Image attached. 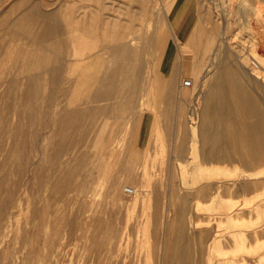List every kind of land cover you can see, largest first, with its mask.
Listing matches in <instances>:
<instances>
[{
	"label": "rangeland",
	"instance_id": "1",
	"mask_svg": "<svg viewBox=\"0 0 264 264\" xmlns=\"http://www.w3.org/2000/svg\"><path fill=\"white\" fill-rule=\"evenodd\" d=\"M45 1L0 0V264H264V156L252 157L247 146L252 137L248 125L264 120V72L248 57L258 49L257 54L264 56V10L260 22L255 18L256 7H263L264 0H248L252 6L243 0H190L196 21L205 12L210 19L200 38L207 27L218 24L221 10L225 12L216 45L226 17H233L231 30L226 28L227 43L246 61L240 65L230 60L237 70L231 78L243 89L222 90L218 97L226 102L228 113L221 119L211 116L220 124L214 132L221 127L218 165L225 168L218 169L201 165L198 133L196 151L188 145L189 120L197 111L193 103L200 107L204 94L198 96V90L207 87L208 66L202 74L184 72L178 81V71L171 72L174 59L168 57L160 65L152 57L157 43L170 42L172 56L179 52L171 43L170 19L180 2L187 1ZM34 9L43 13L39 18L43 25L36 22L40 20ZM244 19L251 26H244ZM25 22L30 26L23 24L28 26L21 29ZM27 27L32 35L38 34L31 35L32 42ZM20 29L28 33L24 36L28 41L20 37L24 35ZM48 30V37H42ZM122 47L139 50L126 75L137 76L131 75L128 84L123 82ZM116 48L119 51L113 53ZM188 48L183 49L193 51ZM46 66L56 74H43L41 68ZM115 67L120 68L116 74ZM183 80L194 81L196 88L182 95L188 101L182 100L179 108L177 93ZM107 84L111 95L104 91ZM173 85L170 93L153 90ZM126 89L140 94L126 95ZM134 98L131 112L130 104L122 102ZM157 98L169 100L170 111ZM237 99L251 103L252 112L239 106ZM149 114L148 131L143 133ZM253 138L264 140L262 126ZM126 187L135 195H125ZM238 236H244V251ZM215 239L220 245L214 252Z\"/></svg>",
	"mask_w": 264,
	"mask_h": 264
},
{
	"label": "bare ground",
	"instance_id": "2",
	"mask_svg": "<svg viewBox=\"0 0 264 264\" xmlns=\"http://www.w3.org/2000/svg\"><path fill=\"white\" fill-rule=\"evenodd\" d=\"M45 1V0H44ZM247 1L248 0H243V3L245 2V3H247ZM255 1V0H254ZM258 1V0H257ZM46 2V1H45ZM61 2V1H60ZM151 2H155V0H153V1H151ZM212 2V1H211ZM256 2V1H255ZM259 2V1H258ZM257 2V3H258ZM52 4L54 3V2H51ZM68 3V2H67ZM73 3V2H72ZM243 3H241V4H243ZM262 3V2H261ZM261 3H259V4H261ZM170 4H172V3H168L167 4V6H171ZM200 4V3H199ZM247 4H249L250 6H252L250 3H247ZM255 4V3H254ZM259 4H257V5H259ZM60 5V4H59ZM219 5V4H218ZM263 5V4H262ZM49 6H51V5H49ZM48 6V7H49ZM203 6V5H202ZM209 6V5H208ZM263 7H264V5H263ZM263 7L262 6H257L256 8H257V14H256V21L257 22H260L262 19V17L260 16L261 14H262V11L264 10L263 9ZM29 8V7H28ZM64 8V7H63ZM85 8V7H84ZM71 9V8H70ZM33 10V9H32ZM31 10V11H32ZM35 10V15L37 14L38 16H37V19H39V18H41L42 19V15L41 14H43L41 11H39L40 13H37L36 12V9H34ZM208 10V9H207ZM28 11H30V10H28ZM214 11V10H213ZM33 12V11H32ZM76 12V11H75ZM167 13L166 14H169L170 13V11H166ZM203 12V11H202ZM22 13H25V12H22ZM21 13V14H22ZM239 13V12H238ZM20 14V16H22ZM29 14V13H28ZM49 13H46V15H48ZM51 14V13H50ZM55 14H57V13H55ZM58 14H59V12H58ZM67 14V13H66ZM199 14V13H198ZM203 14V16L201 15V17H200V21H196L197 23H196V25H195V27H194V30H193V32H191L192 33V35H191V37H190V39L188 40V43H183L182 45L183 46H189V48H192L193 49V51H191V52H189L187 49H183L182 47V45L179 43L178 44V46H179V52L175 55L176 57L174 58V61H173V68H172V70H171V72H172V74L174 73L175 74V72H176V74H178L179 73V75L178 76H175V77H178V80L180 81L181 79H182V68L184 67V69H185V67L187 66V63H188V61H192V70H193V72H200L201 73V71L202 70H204V67L207 65L208 66V70H205V71H207V73H205V76H204V79L205 80H207V81H205V83L207 82V87H205V83H203L202 85H204V87L205 88H202V89H199L198 90V96L202 93V94H204V95H202V98L203 99H207V94L211 91V90H216L218 93H220L221 94V92H222V90H224V89H228V90H234V91H238V89L239 90H242L243 89V86H240L238 83H236L235 81H233L232 80V78H231V76H232V73H234V72H236L237 70H236V67L232 64V63H230V60L233 58L238 64H240V65H246L245 63H246V61L245 60H242V58H241V56L240 55H237V54H235L234 52H232V48H231V46H230V44L229 43H227V33H228V31H227V29L226 28H228L229 29V31L231 30L230 28H231V19L233 18L232 16L230 17V16H228V17H226L227 18V21H225V23H224V26H225V29L222 31V33L223 34H221V36H219V38H220V41H219V43H217V45L214 43L215 42V38L218 36L217 35V32H218V27H219V25H222V23H220L219 21H220V17H224L226 14H225V12H223L222 10H221V12H220V15H219V18L216 20L217 21V23L218 24H215V26H213V28H206L205 30H206V33L205 34H201V38L199 37V35H200V33L201 32H203L202 31V26L204 25V24H206V23H209V21H210V19L207 17V18H205L206 17V12H205V14L204 13H202ZM25 15V14H24ZM27 15V14H26ZM25 15V16H26ZM30 15V14H29ZM29 15H28V18H31V19H33L32 21H34L35 19H36V17L34 18L32 15H31V17H29ZM240 15H241V13H240ZM239 15V16H240ZM25 16H23V17H25ZM52 16V15H51ZM58 16V15H57ZM242 16H243V14H242ZM241 16V17H242ZM263 16H264V14H263ZM49 17V16H48ZM56 17V16H55ZM59 17V16H58ZM217 17V16H216ZM261 17V18H260ZM22 18V17H21ZM20 18V19H21ZM45 18V17H44ZM51 18H53V17H51ZM245 18V17H244ZM27 18L25 17L23 20H26ZM30 19V20H31ZM246 19V18H245ZM244 19V23H242V24H244V26L246 25L245 23H247V25H250L251 26V23H249V21H248V19L247 20H245ZM261 19V20H260ZM40 20V19H39ZM55 20V19H54ZM59 19H57V24H58V22L60 21H58ZM82 20V19H81ZM196 20V19H195ZM241 20H242V22H243V19L241 18ZM48 21V20H47ZM46 21V22H47ZM52 20H50V22H51ZM56 21V20H55ZM214 21V20H213ZM229 21V22H228ZM17 22V21H16ZM20 22V21H19ZM27 22H28V19H27ZM27 22H25V23H22L21 25H22V27L23 28H21V29H24L26 26H28L29 24L27 23ZM37 23H39V22H41L42 23V25H43V22H42V20H40V21H36ZM36 22H34V23H36ZM45 22V23H46ZM49 22V21H48ZM263 22H264V20H263ZM33 23V24H34ZM74 23H76V22H74ZM211 23V22H210ZM19 24V23H18ZM18 24L17 25H15L16 27L15 28H17V26H18ZM23 24H28V25H26L25 27L23 26ZM33 24L31 23V25L33 26ZM47 24V23H46ZM56 24V23H55ZM56 24V25H57ZM60 24V23H59ZM58 24V25H59ZM213 24V23H212ZM39 25V24H38ZM50 25V24H49ZM61 25V24H60ZM78 25V24H77ZM30 26V25H29ZM201 26V27H200ZM19 27L20 26H18V29H19ZM42 27V26H41ZM58 27V26H57ZM56 27V28H57ZM30 28V27H29ZM28 27L25 29L26 30V32H27V30H29L28 32H30V37H28V39L30 38V42H32L33 41V38H32V40H31V35H32V31H30V29H29ZM244 28V27H243ZM20 29V30H21ZM36 30H37V28H35ZM53 29H54V27H53ZM75 29H76V27H75ZM246 29V28H245ZM244 29V30H245ZM58 31H61L62 32V30L60 29H57ZM22 31V30H21ZM39 31V30H38ZM49 31L50 30H48V31H46L45 33H43V34H41L42 35V37H48V33H49ZM52 31H54V30H52ZM78 31V30H77ZM19 32L20 31H18V34H19ZM22 32H24V30L22 31ZM21 32V33H22ZM40 32V31H39ZM71 32H74V30L72 29V31ZM15 33H17V31H15ZM20 33V34H21ZM57 33V32H56ZM55 33V34H56ZM60 33V32H59ZM64 33V32H63ZM77 33V32H76ZM19 34V35H20ZM22 34H24L23 36H20L21 38L23 37L24 38V36H25V34H28V33H22ZM37 34V33H36ZM36 34H33L34 36H36ZM82 34V33H81ZM33 35H32V37H33ZM38 35V34H37ZM15 36V35H14ZM17 36V35H16ZM188 36V35H187ZM19 37V36H18ZM51 37V36H50ZM55 36H52V38L51 39H56V38H54ZM20 38V39H21ZM22 38V39H23ZM25 40L24 41H28V39L27 38H24ZM63 39V38H62ZM36 40V39H35ZM42 40V39H41ZM57 41V40H56ZM59 41H60V38H59ZM58 41V42H59ZM62 41V40H61ZM60 41V42H61ZM168 41V40H167ZM29 42V43H30ZM35 42V41H34ZM38 42V41H37ZM50 42V41H49ZM59 42V43H60ZM72 42H73V40H72ZM28 43V42H27ZM61 43H63V41L61 42ZM168 43H170V42H168ZM168 43H157V46H156V51H155V54L152 56L154 59V61H155V63H159L160 65L161 64H163V62H164V59H167L168 57H173L172 55H171V51H170V48H171V46H170V44L168 45ZM118 44V43H117ZM122 44V43H121ZM36 46H37V44H35ZM68 45V44H67ZM129 45H132V43H129ZM216 45V46H215ZM42 46V45H41ZM43 46H44V44H43ZM119 46V45H118ZM169 46H170V48H169ZM51 47V46H50ZM108 47V46H107ZM112 47V46H111ZM54 48V47H53ZM65 48V47H64ZM68 48V47H67ZM109 48V47H108ZM118 48V47H117ZM117 48L116 49H113V53H116V51H119V50H117ZM126 48V47H125ZM124 47H122L121 48V52H122V54H123V57H125V65H123L124 67H123V75H124V78H126V79H124L125 81H123L124 83H127L128 84V81H130V80H127V79H130V78H134L133 76H137V74H135V72L133 73V74H129L128 76H126L127 75V73L130 71V66H131V64L136 60L135 59V57H136V54H137V57H138V54L139 53H136L135 51H137V52H139V50H137V49H135V51H134V49L133 48H130V49H125ZM135 48V47H134ZM186 48H188V47H186ZM188 48V49H189ZM55 51V50H54ZM158 51H159V53H158ZM256 52V51H255ZM254 52V50H253V52L252 53H250L249 55H248V57H249V59L253 62V64L254 65H256V67H258V69H260L261 71H263L264 72V56L263 57H261V56H259V54H257V52H258V50H257V52L255 53ZM75 53H76V51H75ZM51 54H52V52H51ZM12 55H14V54H12ZM53 55V54H52ZM54 55H56V53L54 54ZM41 56V55H40ZM19 57V56H18ZM35 57V56H34ZM50 57V59H51V55L49 56ZM56 57V56H55ZM20 58V57H19ZM48 58V57H47ZM57 58V57H56ZM56 58H55V60H56ZM17 59V58H16ZM40 59V58H39ZM50 59L49 60H47L48 62H50ZM44 60V59H43ZM45 60V61H46ZM58 60V59H57ZM56 60V61H57ZM67 60V59H66ZM123 60V59H122ZM25 61V60H24ZM39 61H41L42 62V58H41V60H39ZM39 61H38V63H39ZM44 61V62H45ZM55 61V64H58L57 62ZM83 61V60H82ZM123 61V62H124ZM140 61H141V59L139 60V58H137V61H136V63L138 62V64H140ZM23 62V61H22ZM26 62V61H25ZM27 63V62H26ZM119 62H117V64H118ZM135 63V62H134ZM23 64V63H22ZM137 64V65H138ZM54 65V64H53ZM119 65V64H118ZM118 65H117V67H118ZM152 65V64H151ZM213 65L215 66V68L213 67ZM239 65V66H240ZM23 66V65H22ZM38 66V65H37ZM57 66V65H56ZM74 66V65H73ZM155 66V65H154ZM159 66V65H158ZM189 66V65H188ZM237 67H238V65H236ZM66 67H67V65H66ZM117 67H115V69H114V71L112 72V73H114L115 72V74L118 72V70H120V68H117ZM134 67H136L135 66V64H134ZM157 67V66H156ZM163 67V66H162ZM249 67V66H248ZM22 68V67H21ZM51 68L52 67H49V66H46L45 68H41V71H43V74L44 73H48L49 75H55L56 74V72H54V70L52 69V71H51ZM26 69V68H25ZM29 69H31V68H29ZM56 69H58V68H56ZM71 69V68H70ZM75 69V68H74ZM122 69V68H121ZM156 69H158V68H156ZM27 70V69H26ZM59 70V69H58ZM132 70V69H131ZM160 70V69H159ZM170 70V67H168L167 68V72ZM255 70V69H254ZM134 71H138L136 68L134 69ZM155 71V70H154ZM177 71H178V73H177ZM204 71V72H205ZM242 71V70H241ZM62 72V71H61ZM203 71H202V73H204ZM30 73V72H29ZM106 73V72H105ZM137 73V72H136ZM141 73V71H139L138 72V74H140ZM157 73V72H156ZM201 73V74H202ZM245 73H247V72H245ZM244 73V74H245ZM122 74V73H121ZM135 74V75H134ZM200 74V75H201ZM251 73H249V75H250ZM46 75V74H45ZM58 75H61L59 72H58ZM112 75V74H111ZM110 75V76H111ZM131 75H133V76H131ZM204 75V74H203ZM248 75V74H247ZM252 75V74H251ZM110 76H108V77H110ZM115 76V75H114ZM135 76V77H136ZM244 76V75H243ZM104 77V76H103ZM107 77V78H108ZM113 77V76H112ZM111 77V78H112ZM160 77H161V75H160ZM202 77V76H201ZM254 77V76H253ZM260 77V76H259ZM259 77H257V79H260ZM52 78V77H51ZM162 78H164V76L162 77ZM162 78H161V80H162ZM251 78V77H250ZM21 79V78H20ZM34 79H37V77L35 78L34 77ZM109 80H110V78H108ZM107 79V80H108ZM121 79H123V77L121 78ZM203 79V78H202ZM203 79V80H204ZM42 80V79H41ZM101 80H103V78L101 79ZM106 80V81H107ZM114 80V79H113ZM135 80V79H134ZM134 80H132V81H134ZM175 80V79H174ZM248 80H249V78H248ZM36 81V80H35ZM52 81V80H51ZM80 81V80H79ZM78 81V82H79ZM105 81V83H107ZM111 81V80H110ZM109 81V84L111 83V86L113 85L112 84V82H110ZM119 81V80H118ZM121 81V80H120ZM121 81V83H123ZM166 81H167V78H166ZM177 81V80H176ZM188 80H183L182 81V87H184V88H187V89H189V90H187V91H190L191 89L193 90V89H195L196 88V86L194 85V81H192V86L191 87H186L184 84L187 82ZM190 81V80H189ZM254 81V80H253ZM38 82V81H37ZM81 82V81H80ZM131 82V81H130ZM129 82V83H130ZM162 82V81H161ZM199 82V81H198ZM203 82V81H202ZM120 83V84H121ZM123 83V84H124ZM168 83V82H167ZM176 83V82H175ZM35 84V83H34ZM50 84V83H49ZM82 84V83H81ZM80 84V85H81ZM97 84V83H96ZM102 84L104 85V81L102 82ZM109 84H107V86L106 87H108L109 86ZM123 84H122V86H123ZM78 85V84H77ZM106 85V84H105ZM162 85V84H161ZM165 85V84H164ZM8 86V85H7ZM73 86V85H72ZM122 86H119V89H120V87H122ZM171 86V85H170ZM170 86H163V88H166V89H173V87H174V85L172 86V87H170ZM180 86V85H179ZM105 87V90H104V87H103V90L104 91H106L107 89H109V87L108 88H106ZM161 87V86H160ZM198 87V86H197ZM201 87H203V86H201ZM84 88V87H83ZM124 88V87H123ZM155 88H158V87H155ZM178 88V87H177ZM102 89V88H101ZM112 89V87L109 89V90H111ZM114 89V88H113ZM122 89V88H121ZM120 89V90H121ZM130 89V88H129ZM128 89V90H129ZM182 89V88H181ZM181 89L179 90V92L178 93H180L181 92ZM109 90H107V92H109L108 94H112V93H110V91ZM127 90V89H126ZM127 90V92H129ZM161 90V89H160ZM178 90V89H177ZM112 92H113V90H111ZM117 91H118V89H117ZM116 91V92H117ZM163 91V90H162ZM171 91V90H170ZM106 92V93H107ZM134 92V91H133ZM164 92V91H163ZM239 92V91H238ZM130 93V92H129ZM241 93V92H240ZM130 95V94H129ZM217 95V94H216ZM216 95H215V97H216ZM224 95V94H223ZM34 96V95H33ZM248 96V95H247ZM32 97V96H31ZM102 97V96H101ZM119 97V96H118ZM33 98V97H32ZM116 98V97H115ZM114 98V99H115ZM202 98H201V101H202ZM192 99V98H191ZM209 99V98H208ZM221 99H223L222 97H218V98H216V101L214 102V106L213 107H211L210 105H208L207 103H206V101L204 100V102L202 101L201 102V104H200V107L199 108H197V106L195 105L196 104V102H192L193 103V109L195 110H197V111H193V113H191V114H193V115H195V118L193 117V118H191V120H189V122H190V129H191V131H190V140H189V145H190V151H193V150H195V148H194V146H195V144H197L196 143V140L194 139L195 137V135H196V133H198V135H199V147H200V145H201V132H202V130H203V126H204V120H208V119H210L211 118V116H215L216 117V119H221L222 117H223V113L225 114L226 112L228 113V107H227V104H225V103H223V100H221ZM183 100V99H182ZM195 100L197 101V99L195 98ZM224 100H225V98H224ZM184 101V100H183ZM237 101L239 102V106H242V107H244L245 108V110L248 108V110L247 111H250V112H252V109H253V107H252V105H251V103H249V102H244V103H242L239 99H237ZM120 105V104H119ZM237 105V104H236ZM181 107V106H180ZM214 108V109H213ZM264 108V107H263ZM191 110V109H190ZM226 111V112H225ZM115 113V112H114ZM71 116V115H70ZM77 116V115H76ZM103 116V115H102ZM192 117V116H191ZM190 118V117H189ZM216 119H214V120H216ZM192 120H195V122L193 123L192 122ZM259 124V125H258ZM253 123V124H249L248 125V130H249V135H251L252 137L250 138V140H248L247 142V146H248V150H249V152H250V154H251V156L252 157H254V156H257V157H261V156H264V140L262 139V140H257V139H254L253 138V136L254 135H256V128L257 127H261L262 126V129L264 130V120L261 122V123ZM216 125V124H215ZM70 126V125H69ZM69 126H68V128H69ZM219 126H220V124H219ZM215 128H217L216 126H215ZM111 129V128H110ZM219 129H221V127L220 128H218V130ZM223 129V128H222ZM217 130V131H218ZM214 131V130H213ZM217 131H216V135L215 136H217L218 135V133H217ZM91 132V131H90ZM107 132H108V130H107ZM110 132V131H109ZM219 132V131H218ZM212 133V132H211ZM209 134V133H208ZM221 135H223V133L222 134H220V136ZM213 136H214V134H213ZM219 136V135H218ZM225 136V135H224ZM222 137V136H221ZM225 138V137H224ZM223 139V138H222ZM220 140V139H219ZM216 142V141H215ZM212 143H214V141L212 142ZM219 143H220V141H219ZM102 146V145H101ZM213 147V146H212ZM101 148V147H100ZM207 150V149H206ZM196 151V150H195ZM208 152H210V151H208ZM212 152V151H211ZM213 152H215V151H213ZM113 153V152H112ZM209 155H211V158H212V153L210 154L209 153ZM209 158V157H208ZM219 159H220V157H219ZM218 159V160H219ZM197 161V160H196ZM206 162V161H205ZM210 163H212V161H210ZM232 164H235V163H232ZM223 165V164H222ZM222 165L220 166V165H218V166H216V165H212V164H210V165H207L208 166V169H209V167L210 168H223L224 167V165H223V167H222ZM226 165V164H225ZM206 166V167H207ZM220 166V167H219ZM76 167V166H75ZM203 167H205V166H203ZM227 167V166H226ZM236 167L237 168H240L239 166H237L236 165ZM225 168V167H224ZM227 169H228V167H227ZM262 169V168H261ZM222 170V169H221ZM211 171V170H210ZM240 171V170H239ZM242 171H243V169H242ZM258 171V170H257ZM212 172V171H211ZM224 172H225V170H224ZM243 172H245V171H243ZM128 173H129V171H128ZM250 173V172H249ZM212 174V173H211ZM219 174H221L220 172H219ZM222 174H223V172H222ZM246 174H248V173H246ZM128 175H131L132 176V173L131 174H128ZM134 175V174H133ZM254 175H261L260 173H257V174H254L253 173V176ZM130 176V177H131ZM252 175H251V177H253ZM212 177V176H211ZM241 177H244V179L247 177L246 175L244 176V173H243V175H241ZM125 178H126V173H125ZM129 178V177H128ZM127 178V179H128ZM255 178H257V177H255ZM203 179V178H202ZM254 179V178H253ZM116 183V182H115ZM110 186V185H109ZM112 186V185H111ZM114 188H115V186H113ZM241 187V186H240ZM239 187V188H240ZM215 188H216V186H215ZM242 188V187H241ZM108 189H109V187H108ZM218 189V188H217ZM115 190V189H114ZM155 190V189H154ZM112 191H113V189H112ZM135 191V190H134ZM216 191H218V190H216ZM110 193H111V191H109ZM242 192V191H241ZM109 193V194H110ZM135 193H136V191H135ZM113 194H114V192H113ZM181 194V193H180ZM185 194V193H184ZM187 194V193H186ZM191 194H192V192H191ZM135 195V194H134ZM114 196V195H113ZM189 196V195H188ZM184 197L185 196H183V199H184ZM214 197H217L216 195L214 196ZM114 198V197H113ZM168 198V197H167ZM166 198V199H167ZM182 199V198H181ZM194 200V199H193ZM184 201H186V199L184 200ZM199 201V200H198ZM212 201H213V199H212ZM115 202H116V199H115ZM191 202V201H190ZM258 202V201H257ZM184 203V202H183ZM245 203V202H244ZM248 203V202H247ZM177 205V204H176ZM237 205V204H236ZM244 205V204H243ZM190 206V205H189ZM234 207H235V205H234ZM239 207V206H238ZM166 208V207H165ZM169 208H171V207H169ZM168 208V209H169ZM190 209H191V207H189ZM241 208V207H240ZM243 208V207H242ZM247 209V208H246ZM181 210V209H180ZM199 210V209H198ZM179 211V210H178ZM183 211V210H182ZM185 212H186V210H184ZM183 211V212H184ZM189 210H187V212H188ZM191 211V210H190ZM247 211V210H246ZM196 212H198V211H196ZM238 212V211H237ZM166 213V212H165ZM170 213V212H169ZM187 215V214H186ZM178 216V215H177ZM164 217H166L165 215H164ZM184 217H185V215H184ZM182 218V219H185V218ZM133 218V217H132ZM181 219V220H182ZM188 219V218H187ZM96 221V220H95ZM184 221V220H183ZM233 221H236V220H233ZM237 223L239 222V221H236ZM164 223H165V220H164ZM181 223V222H180ZM184 223V222H183ZM186 223V222H185ZM81 224V223H80ZM202 224H205V223H202ZM239 224V223H238ZM244 224V223H243ZM191 225H193L192 224V222H191ZM109 226H111V225H109ZM201 226V225H200ZM205 226V225H204ZM241 226V225H240ZM202 227V226H201ZM208 227V226H207ZM243 227V226H242ZM241 227V228H242ZM110 228V227H109ZM180 228H182L181 227V224H180ZM165 229V228H164ZM163 229V231H166V229L164 230ZM179 229V228H178ZM108 228H107V232H108ZM112 230V229H111ZM110 230V231H111ZM182 230H184V229H182ZM243 230V229H242ZM216 231V230H215ZM180 232H181V229H180ZM179 232V233H180ZM218 232V231H217ZM217 232H215V233H217ZM165 233V232H164ZM236 233V232H235ZM235 233H233V234H235ZM240 233H241V231H240ZM108 234H110V232L108 233ZM186 234H188V233H186ZM219 234V233H218ZM237 235H238V232L236 233ZM106 235V234H105ZM105 235H104V237H105ZM178 234H176V237H178L177 236ZM180 235V234H179ZM240 235V234H239ZM249 235V234H248ZM183 236V235H182ZM189 236V235H188ZM109 237V236H108ZM108 237H106L107 239H108ZM112 237V236H111ZM163 237V236H162ZM190 237H192V236H190ZM189 237V238H190ZM204 237H205V235H204ZM218 237V236H217ZM239 237V236H238ZM246 237V236H245ZM179 238H181L182 239V242L184 241L183 239V237H178V240H179ZM210 238V237H209ZM214 238H216L215 236H214ZM213 238V239H214ZM235 238H237L236 236H235ZM234 238V239H235ZM247 238V237H246ZM117 239V238H116ZM120 239V238H119ZM180 239V240H181ZM205 238H203V240H204ZM221 239V238H220ZM110 240V239H109ZM188 240H190V239H188ZM219 240V239H218ZM217 239H215V241L213 242V245H212V247H213V251L215 252V250H217L218 249V245H220V243H219V241H218ZM187 241V240H186ZM194 242V237H193V239L191 240V242ZM178 242V241H177ZM181 242V243H182ZM188 242V241H187ZM190 242V241H189ZM108 243V242H107ZM244 243H245V239H244V236H240L239 237V239H238V245H239V248L241 249V251L243 250V249H245L244 248ZM119 244H120V242H119ZM163 246H164V244H162ZM107 247V246H106ZM178 247V246H177ZM212 247H211V249H212ZM190 248V247H189ZM162 251H164V250H162ZM244 251V250H243ZM126 254V253H125ZM175 254V253H174ZM132 255V254H131ZM189 254L187 253V255L186 256H188ZM157 256V255H156ZM172 256V255H171ZM181 256H182V253H181ZM133 257V256H132ZM136 257V256H135ZM162 257V256H161ZM129 258V257H128ZM171 258V257H170ZM189 258V257H188ZM125 259V258H124ZM123 259V260H124ZM129 259H132V258H129ZM129 259H128V261H129ZM136 260V259H135ZM158 260V259H157ZM188 260V262L187 263H189V259H187ZM191 260V259H190ZM165 261V260H164ZM182 261V260H181ZM138 263H139V261H138ZM171 263H173V262H171ZM26 264V263H25ZM132 264V263H131Z\"/></svg>",
	"mask_w": 264,
	"mask_h": 264
},
{
	"label": "crops",
	"instance_id": "3",
	"mask_svg": "<svg viewBox=\"0 0 264 264\" xmlns=\"http://www.w3.org/2000/svg\"><path fill=\"white\" fill-rule=\"evenodd\" d=\"M185 1H187V2L184 3V4H182V2H180L179 7H176L175 10L173 11V13L171 14L172 18L170 19V25H171L173 33H174V36H173V39H172L171 43H175V46L177 48L179 47L178 46L179 43H182V44L183 43L184 44L188 43V40L190 39V37L192 35L191 32H193L194 27L196 25V20H195L196 19L195 18L196 17V13H194L195 11L193 9V5L194 4L191 3L190 0H185ZM260 46L261 45L259 44V47ZM184 47L186 48V47H189V46L186 45V46H183L182 48H184ZM176 54H177V52H175V55ZM175 55H173V57H171V58L174 59L176 57ZM191 65H192V61H188L187 66L185 67V69H184V67L182 68V78H183V75L185 73H188V72H190L192 70V68H191L192 66ZM150 88H152V87H150ZM148 89H149V87L147 89H145V90L148 91ZM153 90L156 91L157 93L158 92L159 93L160 92H162V93H170L169 89H166V88H163V87H158V88L153 87ZM187 90H188L187 88L183 87L181 89V92L177 93L178 97L180 99L179 108H180V106L182 107V99L184 100L183 102H185V103H187V101H188V98L182 97V95H186L188 93ZM178 92H179V90H178ZM129 94H130V96H136L137 97L140 93L139 92H135V91L133 92V90H131L130 93L129 92L126 93V95H129ZM215 95H216V97H215ZM219 95H220V93H218L215 89L211 90L207 94V96H208L207 99L205 100V99L202 98V101L204 102V100H205L207 104L209 103L208 105L213 107L214 106V102L216 101V98ZM156 101H160V104L161 103H163V105L165 104L164 106L168 107V108H166V110L170 111L171 107L167 106V104L171 105V102L169 100H164V99H161V98H159V99L157 98ZM136 102H137V98L136 99L134 98V99H131L130 102H129V100H126L125 103H124V101H123L122 105L127 106V104H130V107H131L130 110L132 112V111H134V107L136 105ZM201 102H200V104H201ZM167 111H166V114H167ZM178 113H179V109H178ZM179 117L180 116H178V118ZM149 121H150V114H149V116L147 115L145 117V124L147 126H146L145 130L143 131V133L148 131ZM204 121L205 122H204L203 130L201 132V142H200L201 143V145H200V149H201L200 160L203 161V162H201V165L205 166V167L207 165H210V164H212V165L214 164V165L218 166L219 140L217 139L218 135L215 136L216 132H214L213 129L215 128V126L219 127V125L217 123V120H214V119H211V118L208 119V120H204ZM213 134H214V136H213ZM213 141H214V143H212ZM188 145H189V143H188ZM208 151H210V152H208ZM213 151H215V152H213ZM209 153L210 154L212 153V158H211V155H209ZM210 161H212V163H210Z\"/></svg>",
	"mask_w": 264,
	"mask_h": 264
},
{
	"label": "built area",
	"instance_id": "4",
	"mask_svg": "<svg viewBox=\"0 0 264 264\" xmlns=\"http://www.w3.org/2000/svg\"><path fill=\"white\" fill-rule=\"evenodd\" d=\"M184 85H185L186 87H191V86H192V82L188 80ZM124 193H125V195H127V196H134L135 191H134V189L131 188V187H126L125 190H124Z\"/></svg>",
	"mask_w": 264,
	"mask_h": 264
}]
</instances>
